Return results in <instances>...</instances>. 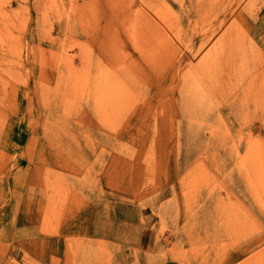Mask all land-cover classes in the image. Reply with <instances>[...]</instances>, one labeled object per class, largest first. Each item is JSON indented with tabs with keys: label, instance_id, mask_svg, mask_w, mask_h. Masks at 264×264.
I'll use <instances>...</instances> for the list:
<instances>
[{
	"label": "rangeland",
	"instance_id": "rangeland-1",
	"mask_svg": "<svg viewBox=\"0 0 264 264\" xmlns=\"http://www.w3.org/2000/svg\"><path fill=\"white\" fill-rule=\"evenodd\" d=\"M0 264H264V0H0Z\"/></svg>",
	"mask_w": 264,
	"mask_h": 264
}]
</instances>
